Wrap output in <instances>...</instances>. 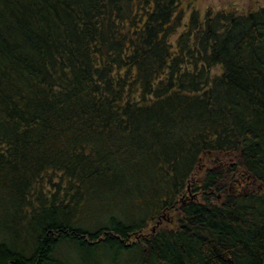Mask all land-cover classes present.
<instances>
[{
	"label": "trees",
	"instance_id": "trees-1",
	"mask_svg": "<svg viewBox=\"0 0 264 264\" xmlns=\"http://www.w3.org/2000/svg\"><path fill=\"white\" fill-rule=\"evenodd\" d=\"M0 0V264H264V6Z\"/></svg>",
	"mask_w": 264,
	"mask_h": 264
},
{
	"label": "rangeland",
	"instance_id": "rangeland-1",
	"mask_svg": "<svg viewBox=\"0 0 264 264\" xmlns=\"http://www.w3.org/2000/svg\"><path fill=\"white\" fill-rule=\"evenodd\" d=\"M263 6L264 0H182L184 21L190 19V13L194 10H197L201 17H205L209 9L214 12L232 10L236 13H248Z\"/></svg>",
	"mask_w": 264,
	"mask_h": 264
}]
</instances>
